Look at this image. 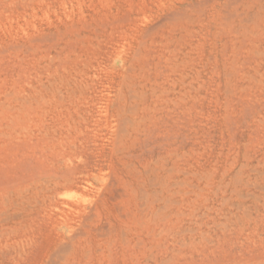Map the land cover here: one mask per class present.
I'll return each instance as SVG.
<instances>
[{"label":"rangeland","instance_id":"1","mask_svg":"<svg viewBox=\"0 0 264 264\" xmlns=\"http://www.w3.org/2000/svg\"><path fill=\"white\" fill-rule=\"evenodd\" d=\"M0 264H264V0H0Z\"/></svg>","mask_w":264,"mask_h":264},{"label":"bare ground","instance_id":"2","mask_svg":"<svg viewBox=\"0 0 264 264\" xmlns=\"http://www.w3.org/2000/svg\"><path fill=\"white\" fill-rule=\"evenodd\" d=\"M236 4V3H235ZM228 6V5H227ZM229 7V6H228ZM233 15L231 14V17H232ZM223 20H224V18H223ZM242 21V20H241ZM220 23V22H219ZM130 89V88H129ZM132 96V95H131ZM130 96V97H131ZM134 97V96H133ZM121 99V98H120ZM137 105V104H136ZM130 108V107H129ZM133 108V107H132ZM121 112V111H120ZM124 119H126V117L124 118ZM128 119V118H127ZM126 119V120H127ZM130 121V120H129ZM125 127V126H124ZM165 177V176H164ZM153 178V177H152ZM160 181V180H159ZM150 183H151V181H149ZM157 185V184H156ZM160 185V184H159ZM144 192V191H143ZM144 195V194H143ZM143 199V198H142ZM156 201V200H155ZM162 207V206H161ZM162 208H164V207H162ZM159 210V209H158Z\"/></svg>","mask_w":264,"mask_h":264}]
</instances>
